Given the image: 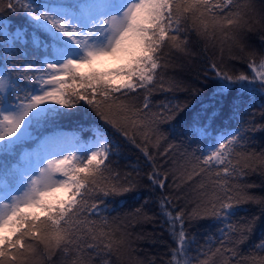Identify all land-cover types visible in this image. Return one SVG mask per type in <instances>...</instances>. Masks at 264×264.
<instances>
[{"label":"snow or ice","instance_id":"obj_1","mask_svg":"<svg viewBox=\"0 0 264 264\" xmlns=\"http://www.w3.org/2000/svg\"><path fill=\"white\" fill-rule=\"evenodd\" d=\"M0 4L21 17L14 26L11 17L0 16V154L11 155L31 129L54 126L34 151L0 160V264H53L57 252L65 264H116L121 249L131 246L130 225L113 228L101 208L106 207L104 197L138 187L137 180L128 177L107 186L105 173L113 174L111 157L119 145L105 126L153 162L146 174L148 196L165 191L168 180V173L155 165L149 145L169 136L187 141L182 152L184 140L169 145L186 162L171 161V176L178 190L175 198L188 199L194 207L189 213L180 208L173 214L167 209L169 197H159L177 245L172 250L176 264H191L177 259L193 243L186 228L193 220L209 217L217 221L219 247L214 252L201 250L198 264H210L211 257L227 253L233 264H247L249 259L251 264H264V256L246 258L237 253L257 217L233 219L244 203L259 204L264 214V197L249 194L252 185L245 182L249 171L264 169V152L247 150L252 134L264 131V123H257L243 96L232 95L239 90L264 95V71H256L254 60L249 65L256 71L252 78L229 75L212 64L215 90L206 101L199 99V109L187 101L169 102L158 113L151 111L149 102L158 82L165 90L163 80L173 57H191L193 43L216 41L221 35V42L231 41L244 52L243 39L251 23L259 24L264 17L247 19L241 9L251 5L240 0H24L19 7L15 0H0ZM108 59L119 61L118 66L107 71L95 67ZM259 68L264 69V58ZM180 87L172 80L166 91ZM138 89L144 90L142 104ZM186 108L192 114L179 129L162 127ZM224 119L229 122L223 127L231 131L214 136L219 131L216 124ZM65 120L97 126L88 129L91 135L85 139L83 127L61 130L58 122ZM194 177H207V183L202 179L193 187ZM61 191L65 198L53 199ZM147 205L146 199L135 215L140 216ZM92 216L97 220L89 219ZM256 247L264 250V240Z\"/></svg>","mask_w":264,"mask_h":264},{"label":"trees","instance_id":"obj_2","mask_svg":"<svg viewBox=\"0 0 264 264\" xmlns=\"http://www.w3.org/2000/svg\"><path fill=\"white\" fill-rule=\"evenodd\" d=\"M240 3L243 5H251V7L241 9L243 13H246V18L250 21L261 20V18L264 17V0H240ZM5 10L6 8L4 5L0 4V16L8 17L7 14H1ZM250 27L251 31H247L243 39L245 47L244 52H241L240 47L231 41L221 42L223 41V36L221 35L216 41H200L198 45L193 43L190 49L193 53L191 57H173L168 68L170 73H168L167 70V75H165L163 80V87L165 90H161L160 87L158 88L157 84L156 89L153 90L149 96L150 100H154L153 95L157 93L158 100L156 105L159 112L162 106L169 102L176 103L187 101L190 107L194 106L196 109H199V99L204 97L206 101L207 96H210L215 90L217 78L211 67L212 64H215L219 70L226 71L229 75L233 76L244 74L252 78L256 75V71H264V69L259 68L261 59L264 58V40H261V37L264 36V20H261L259 24L251 23ZM249 52H255L256 56L250 57L248 55ZM253 60L255 61L256 71L249 66ZM205 77H207V79H205ZM172 80L180 82L181 87L171 92L166 91ZM256 84H259L258 80ZM184 89H189V91H185ZM138 94L141 98L140 101H142L144 90L138 89ZM232 95L243 96L248 111L250 113H255L257 123H264V120L261 119V112L264 111V95H262L259 90H257L255 94L251 91L245 93L243 90H239L233 92ZM191 114L190 110L186 108L174 121L164 124L162 127L170 129L171 125H175L177 129H179V126L184 123ZM86 121H88V119ZM228 122L227 119L219 121L216 124V128L219 131L213 135L219 136L220 133L225 130L231 131V129H225L223 127L226 126ZM99 124L102 125L101 122H99ZM75 126H83L84 132H87L88 129H94L97 125L91 123L79 125L77 123ZM105 127L108 128L109 138L119 145L117 155L111 157L113 174L119 173V179L115 178L116 183H121V181H123L121 180V171H119V169L125 168L126 174L130 176H137V173H139V176H137L138 187L133 191L121 195L104 197L106 207L101 206L103 212L107 214V217L109 218L110 216V218L117 221L118 225H123L125 221L122 223L120 221L121 218L127 212H132L128 216L129 219L128 217L122 218L124 220L128 219L127 223L130 222V224H126L130 225L128 233L130 235L131 246L121 249L118 254L120 259L116 264H119V262L128 264L130 261L128 258L135 261L137 264H140L141 261H143L144 264H149V262H152V264H170V262L171 264H176L172 257V250L176 248L177 245L170 234L169 226L165 223L166 217L162 214L159 197L161 195H167L169 197L171 203L167 205V209L173 214L180 208H185V212L189 213L194 207V204L189 202L188 199L181 198L177 200L175 198L178 190L172 183L171 170H174V165L171 161L175 160L180 164L186 162L180 159L177 151L169 150V145H180L184 138L169 136L168 140L161 139L159 142L153 140L152 144L149 145L148 150L153 154L155 165L160 171L168 173V180L165 184V191H157L155 196H148L150 189L148 187L146 174L152 170L153 162L148 161L143 153L130 141L125 140L119 133H114V130L110 127ZM252 135L254 136V139L251 141L252 146L247 150L257 153L264 152V131L258 130ZM206 139L207 137L201 138L202 141ZM186 147H188V144L187 141L184 140L179 151L182 152ZM192 147L198 148L199 145H192ZM189 151H191V149H189ZM166 152L167 155H165ZM259 163V161L256 162L257 165ZM161 165H165V167L161 168ZM192 166L193 165L189 164V169H191ZM197 171H199V167H197ZM262 171H264V169H258L256 172L249 171L245 182L249 180V176H253L255 182H253L254 185L251 188L261 191L262 193H257L261 197H264V175L261 174ZM202 179L207 183V177H194V181L198 182H196L193 187H198ZM188 191L189 189L185 187V192ZM180 195L183 197L184 194L180 193ZM252 195L260 198L259 195ZM146 199L148 200V205L142 209L140 216H136L135 210L141 208ZM251 210L255 215L254 217H257L253 230L247 240L237 247L239 256L246 258H250L253 255L256 257L264 256V250H260L256 247V245L264 240V214L261 212V206L256 203H244L239 207L237 215L233 219L234 222L242 221L239 216L249 213ZM144 212L147 213L151 219H145L143 215ZM133 217H143V219L137 222V220H135L136 218L132 219ZM252 218H249L248 221H251ZM213 227H217V222H211L209 220L202 223L196 220L191 221L186 231L189 239H191L193 243L189 245L186 255L184 257H178L177 259L190 260L192 264V261L199 256V253L191 258L193 253L190 248L193 245H198L196 241L198 238L202 239V236L208 237L207 235H210V229ZM135 230L138 231V237L132 240ZM132 231L133 233L131 234L130 232ZM226 246L231 247L229 245ZM205 250L206 248L203 249V251ZM230 256L231 253L217 254L215 257H212L210 264H233L232 256L231 258ZM60 258L61 255L57 252L55 261L59 264H65V261L59 260ZM93 264H95V262H93ZM247 264H251L250 259L247 261Z\"/></svg>","mask_w":264,"mask_h":264},{"label":"rangeland","instance_id":"obj_3","mask_svg":"<svg viewBox=\"0 0 264 264\" xmlns=\"http://www.w3.org/2000/svg\"><path fill=\"white\" fill-rule=\"evenodd\" d=\"M15 2H16V4H17V7H19L21 4H23L24 3V0H15ZM5 12V13H4ZM3 13H1L2 15H4V14H7V16L8 17H11V22L14 24V26H15V24L17 23V22H19L20 21V19H21V17H20V15H14V14H12L11 12H9V11H7V10H5ZM118 64H119V61H117V60H113V59H108V60H105L104 62H102V63H98L97 65H95V67L96 68H98V69H100V70H104V71H107V70H109V69H111V68H115V67H117L118 66ZM87 69H85V71H86ZM168 73H170V71L168 70ZM167 75V74H166ZM158 88H159V82H158ZM153 98H154V100H150L149 99V102H150V109H151V111H153V112H158L159 113V109H158V107H157V98H158V96H157V93L155 94V95H153ZM140 103L142 104L143 103V100L142 101H140ZM90 110V109H89ZM88 119V117L85 115L84 117H83V121H85V122H87L86 120ZM97 120H98V118H96ZM101 122V124L103 125V122L102 121H100ZM79 124V125H82V123H81V121H79V120H71V121H68V120H65V121H62V122H58V126H59V128L61 129V130H63V131H66V132H72V131H74L75 129H76V127L77 126H75L76 124ZM84 124V123H83ZM86 124V123H85ZM90 124V123H89ZM78 127H83V126H78ZM54 129V126L53 125H51V124H49V125H46V126H40V127H36V128H33V129H31L30 131H29V134L24 138V140L19 144V145H17L16 147H15V149L13 150V152L11 153V155H5V154H0V160H13V158H18L19 157V155H21V154H26V153H30V152H32V151H34L36 148H37V145H38V142H39V140L42 138V137H44V136H46V135H48L52 130ZM91 135V132L90 131H87V132H84L83 133V137L85 138V139H87L89 136ZM119 171H121V173H120V175H121V180H123V181H121V183H123L124 182V180H125V178L126 177H128V178H130V179H136L137 180V176H130L129 174H126V171H125V168H123V169H119ZM105 176L106 177H108V180H107V186L108 187H111V185L112 184H116V181H115V175L114 174H112L111 176H109V174L108 173H105ZM254 177L252 176H249V180L248 181H246V183L247 184H249V185H254V183L253 182H255L254 181V179H253ZM196 182H198V181H195V183L194 184H196ZM193 184V185H194ZM256 184V183H255ZM264 187V186H263ZM248 192H249V194H254V195H259L257 192H260V193H262L261 191H259V190H256V189H253V188H251L250 187V189H248ZM65 193L63 192V191H61V192H58V193H55V195H54V197H53V199H55V198H60V199H63V198H65ZM259 197L260 198H262L260 195H259ZM259 199V198H258ZM103 206V205H102ZM185 209V208H184ZM132 212H127L123 217H128L130 214H131ZM145 213V212H144ZM104 215L107 217V214H105L104 213ZM255 215H254V213H252V210L249 212V213H246V214H242V215H240L239 216V218L242 220V221H248L249 220V218H252V217H254ZM122 217V218H123ZM153 217V216H152ZM121 218V222L123 223V221H125L124 223H123V225H127V224H130V222L129 223H127V220L129 219V217H128V219L127 220H124V219H122ZM131 218V217H130ZM134 218H136V217H133L132 219H134ZM89 219H91V220H97V217H95V216H92V217H89ZM107 219H108V221H109V224L114 228V227H116V225H118V222L117 221H115V220H113L112 218H110V216H109V218L107 217ZM141 219H143V217L142 218H136L135 220H137V222L138 221H140ZM206 220H209V221H211V222H217V221H215L214 219H212L211 217H209V218H206V219H200V220H196V221H199V222H204V221H206ZM97 223H99V221H97ZM127 223V224H126ZM129 228L130 227H128V229H127V231L129 230ZM159 232H160V228H159ZM131 234L133 233V231L132 232H130ZM210 235H207L208 237H206V236H202V239L201 238H198V240L200 241H198V240H196L197 241V243H198V245H193L191 248H190V250H191V252L193 253L192 255H191V258L193 257V256H195V255H197L201 250H203L204 248H206V250L205 251H207L208 249H211L213 252L215 251V249L219 246V239L221 238V236H220V232L218 231V227H213V228H211L210 229V233H209ZM138 237V231L137 230H135V233L133 234V239L132 240H134L135 238H137ZM201 242H203V243H201ZM230 246V245H229ZM160 248V247H159ZM119 254V253H118ZM210 255V257H211V253L209 254ZM215 257V256H214ZM55 258H56V254H54L53 256H52V262H53V264H59L58 262H56L55 261ZM200 259H203V257L202 256H200L199 257ZM230 258H231V256H230ZM113 259H115V258H113ZM130 261V264H137V263H135V261H132L130 258H128ZM59 260H62V261H64V258L61 256V258L59 259ZM212 260V257H211V259H210V261ZM119 261V260H118ZM118 261H116V263L118 262ZM129 262H128V264H129ZM194 263H197L198 264V262H197V259H194L193 261H192V264H194ZM119 264H122V263H120L119 262Z\"/></svg>","mask_w":264,"mask_h":264}]
</instances>
